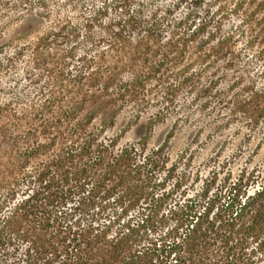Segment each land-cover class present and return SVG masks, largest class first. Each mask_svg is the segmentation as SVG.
Masks as SVG:
<instances>
[{
  "label": "trees",
  "instance_id": "1",
  "mask_svg": "<svg viewBox=\"0 0 264 264\" xmlns=\"http://www.w3.org/2000/svg\"><path fill=\"white\" fill-rule=\"evenodd\" d=\"M12 14L0 79L21 62L31 90L0 97V264H264V173L174 199L162 150L92 126L163 121L188 91L254 130L264 0H0Z\"/></svg>",
  "mask_w": 264,
  "mask_h": 264
},
{
  "label": "rangeland",
  "instance_id": "2",
  "mask_svg": "<svg viewBox=\"0 0 264 264\" xmlns=\"http://www.w3.org/2000/svg\"><path fill=\"white\" fill-rule=\"evenodd\" d=\"M97 3H87L84 12H90ZM13 15L0 18V43L17 25L10 21ZM6 53H10V49ZM23 67L20 62L1 77V98L10 97L15 88L27 91L29 87L23 77ZM250 74L255 84L264 89V64L253 63ZM226 85L227 82H223L219 87L227 88ZM149 113L133 119V109L125 107L116 115L112 125L103 126L104 114H99L92 126L100 130L105 139H112L117 148L139 145L145 153L162 150L159 157L161 168L155 176L157 181L164 183L165 189L179 187L174 191V199L179 198L180 190L192 196L204 184H208L212 192L224 180H235L241 171L254 174V177L258 172L264 173V119L251 130L243 115L234 114L226 104L197 98L194 92L188 91H183L175 109L163 121L149 123ZM254 187L255 184L250 182L247 192Z\"/></svg>",
  "mask_w": 264,
  "mask_h": 264
}]
</instances>
